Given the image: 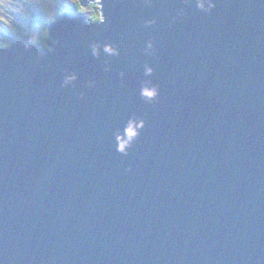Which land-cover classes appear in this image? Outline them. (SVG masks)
<instances>
[{"label": "water", "instance_id": "1", "mask_svg": "<svg viewBox=\"0 0 264 264\" xmlns=\"http://www.w3.org/2000/svg\"><path fill=\"white\" fill-rule=\"evenodd\" d=\"M104 12V25L58 16L47 42L67 48L0 49V261L264 264V0L210 13L105 0ZM106 38L120 47L109 72L88 48ZM38 57L56 66L39 71ZM64 69L75 87L60 86ZM143 79L160 86L153 103ZM134 114L146 124L123 155L114 133Z\"/></svg>", "mask_w": 264, "mask_h": 264}, {"label": "clouds", "instance_id": "2", "mask_svg": "<svg viewBox=\"0 0 264 264\" xmlns=\"http://www.w3.org/2000/svg\"><path fill=\"white\" fill-rule=\"evenodd\" d=\"M64 7L50 8L51 0H17L11 6L12 10L8 11L4 7L5 0H0V49H10L14 43L19 42L25 50H30L33 46L41 51L47 50L53 52L56 49L53 47L57 45L60 49L68 47L69 42L61 38L54 39L51 44L47 42L50 36L49 25L56 21L57 17L63 15L70 5L74 9L73 16H83L84 23L93 25H104L106 23V16L104 12L105 0H88L85 4L83 0H60ZM153 0H144L145 4H151ZM183 5H195V8L204 13H210L216 7L217 0H182ZM42 12V22L36 24L32 18L34 14ZM17 14L19 17L18 19ZM186 15V8L181 6L177 9L175 15L169 19V24H174L180 18ZM31 22V23H30ZM145 27L157 24V17L152 16L143 20ZM6 32H12L19 37L14 41L6 37ZM88 48L93 57H100L103 53L105 59L103 62V70L109 72L112 65L108 58L118 57L120 55V47L112 40H92L88 43ZM143 53L147 56L155 55V43L153 39H148L143 47ZM56 66V61L53 60L45 63L41 57H38L36 68L42 72H49ZM155 68L149 62L143 64L144 76L151 77ZM119 76L121 82L125 72L120 70ZM79 79V73L74 70L64 69L63 78L60 82L62 88H67L70 85L75 87L76 81ZM89 88L95 87L96 80L90 78L86 81ZM81 97L84 92H80ZM160 86L152 79H143L140 82L139 96L146 103H153L159 98ZM146 121L143 117H137L135 114L129 118L125 124L124 131L117 129L115 135V150L123 155H128L129 149L134 145L137 138L141 134V130L145 127ZM131 171V168L128 169ZM0 264H3L0 261Z\"/></svg>", "mask_w": 264, "mask_h": 264}, {"label": "rangeland", "instance_id": "3", "mask_svg": "<svg viewBox=\"0 0 264 264\" xmlns=\"http://www.w3.org/2000/svg\"><path fill=\"white\" fill-rule=\"evenodd\" d=\"M17 2V0H5V3H4V7L8 10V11H11L12 8L11 6L14 5L15 3ZM50 8H60V7H64V5L60 2V0H51V3H50ZM18 16V19L22 18V17H19V14H17ZM42 19H43V13L42 12H39V13H36L34 14L32 20L36 23V24H39L42 22ZM31 23V22H30ZM5 35L9 36L10 39L16 41L19 39V37L15 36L12 32H6Z\"/></svg>", "mask_w": 264, "mask_h": 264}, {"label": "trees", "instance_id": "4", "mask_svg": "<svg viewBox=\"0 0 264 264\" xmlns=\"http://www.w3.org/2000/svg\"><path fill=\"white\" fill-rule=\"evenodd\" d=\"M66 10H71V11H72V13H73V11H74V9L72 8V6H70V5L67 7V9H66Z\"/></svg>", "mask_w": 264, "mask_h": 264}, {"label": "flooded vegetation", "instance_id": "5", "mask_svg": "<svg viewBox=\"0 0 264 264\" xmlns=\"http://www.w3.org/2000/svg\"><path fill=\"white\" fill-rule=\"evenodd\" d=\"M6 37H7V38H9V36H8V35H7ZM9 39H10V38H9Z\"/></svg>", "mask_w": 264, "mask_h": 264}]
</instances>
